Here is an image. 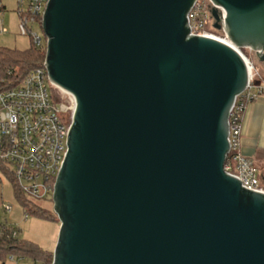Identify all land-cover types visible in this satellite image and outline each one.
Listing matches in <instances>:
<instances>
[{"label":"water","instance_id":"obj_1","mask_svg":"<svg viewBox=\"0 0 264 264\" xmlns=\"http://www.w3.org/2000/svg\"><path fill=\"white\" fill-rule=\"evenodd\" d=\"M196 0H47L51 84L73 95L51 264H264V192L223 169L243 58L191 35ZM264 70V0H211Z\"/></svg>","mask_w":264,"mask_h":264},{"label":"built area","instance_id":"obj_2","mask_svg":"<svg viewBox=\"0 0 264 264\" xmlns=\"http://www.w3.org/2000/svg\"><path fill=\"white\" fill-rule=\"evenodd\" d=\"M20 35H29L35 46H44L46 40L31 26H41L42 13L47 0H14ZM217 8L220 24L224 11L211 0H196L187 14L191 35L213 38L232 46L243 58L248 74L245 90L239 94L229 113V152L223 169L238 178L242 187L264 192L258 169L253 161L240 151V120L246 103L257 94L264 93V70H261L243 52L229 41L223 27H212L211 8ZM0 4V22H2ZM7 30L0 26V34ZM251 51V50H250ZM48 79L44 64L29 72L17 86L0 91V164L12 175L15 185L22 194L33 199H46L51 196L55 176L58 173L67 151V134L75 108L72 94L58 89ZM67 117L68 120H67ZM4 213L11 210L9 204L2 203ZM9 224L0 221V232ZM16 231H12V236ZM8 259L12 260V257Z\"/></svg>","mask_w":264,"mask_h":264},{"label":"trees","instance_id":"obj_3","mask_svg":"<svg viewBox=\"0 0 264 264\" xmlns=\"http://www.w3.org/2000/svg\"><path fill=\"white\" fill-rule=\"evenodd\" d=\"M43 39L45 40L44 35ZM44 56V46L38 47L32 43L25 50L0 46V91L17 86L29 72L42 67ZM256 66L263 70L260 63H256ZM0 170L9 179L15 197L20 202L25 216L57 220L55 214L36 206L17 189L12 175L2 164H0ZM46 199L51 200V196ZM12 231H16L15 236H12ZM9 257L13 259L26 258L34 264H51L52 262V252L42 249L33 241L19 237V229L14 225H8L0 232V261H4Z\"/></svg>","mask_w":264,"mask_h":264},{"label":"rangeland","instance_id":"obj_4","mask_svg":"<svg viewBox=\"0 0 264 264\" xmlns=\"http://www.w3.org/2000/svg\"><path fill=\"white\" fill-rule=\"evenodd\" d=\"M6 4L9 11H7L4 16L1 17L2 22H0V26L5 28L7 32L0 34V46L10 49L25 50L30 47L31 39L29 35L24 36L19 34L18 18L17 15L12 11L16 8L15 1L9 0L6 2ZM31 29L32 32H36L41 36L42 40H44L41 27L38 25V23L33 24ZM243 52L255 64L258 63L254 52L250 51L249 49H245ZM53 93L55 99H58L59 92L57 88L53 89ZM68 118L69 117H67V120ZM26 198L41 209L54 214L51 200L33 199L29 197ZM2 203L9 204L11 206V210L8 213H4L0 209V221L16 226L19 229V237L37 243L42 249L46 251H53L58 234L59 221L46 220L34 216H25L20 202L15 197L9 179L0 170V206ZM0 264L34 263L26 258H14L12 260L5 259L4 261H0Z\"/></svg>","mask_w":264,"mask_h":264},{"label":"crops","instance_id":"obj_5","mask_svg":"<svg viewBox=\"0 0 264 264\" xmlns=\"http://www.w3.org/2000/svg\"><path fill=\"white\" fill-rule=\"evenodd\" d=\"M7 1L9 0H0L2 16L9 11ZM12 11L16 14L15 9ZM240 126V151L250 158L259 170L264 188V93L257 94L246 103L241 114Z\"/></svg>","mask_w":264,"mask_h":264}]
</instances>
